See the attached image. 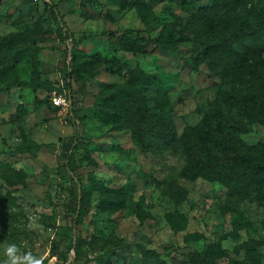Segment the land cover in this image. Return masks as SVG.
<instances>
[{
  "label": "rangeland",
  "instance_id": "rangeland-1",
  "mask_svg": "<svg viewBox=\"0 0 264 264\" xmlns=\"http://www.w3.org/2000/svg\"><path fill=\"white\" fill-rule=\"evenodd\" d=\"M189 1L0 0V37L23 31L39 46L14 71L0 68V261L14 243L44 257L43 264H144V249H155L168 264H264V170L244 193L207 177L188 179L182 152L143 149L111 115L118 107L106 102L116 88L131 86L130 73L141 66L158 75L156 84L135 86L147 103L168 102L180 134L207 118L211 140L219 122L208 118L210 108L239 115L230 93L245 91L262 114L244 116L249 128L240 136L248 145L264 144V53L246 55L233 74L206 60L191 68L184 59L197 54L206 32L190 22L192 13L215 0ZM221 1L227 15H236L234 0ZM52 2L79 40L72 95L83 118L69 165L66 144L76 131L69 108L52 96L68 93L72 55L69 41L58 36ZM250 5L264 15V0ZM127 29L162 44L129 52L112 35ZM17 78L43 84L5 88ZM78 179L87 192L76 227L69 189ZM244 242L255 247H237Z\"/></svg>",
  "mask_w": 264,
  "mask_h": 264
},
{
  "label": "trees",
  "instance_id": "trees-1",
  "mask_svg": "<svg viewBox=\"0 0 264 264\" xmlns=\"http://www.w3.org/2000/svg\"><path fill=\"white\" fill-rule=\"evenodd\" d=\"M254 1L261 0H234V13L227 15L221 7V0H215L213 4H200L192 13L190 22L200 23L206 29L200 34L201 47L197 49L195 56L186 57L185 63L198 70L201 60H206L223 75L233 74L242 66L246 55L264 53V15L259 12ZM132 3L134 1H131ZM189 2H192L191 0ZM250 3V4H249ZM51 12L59 22L58 36L61 40H67L70 44L69 54L72 55L66 66L65 86L71 97L69 106V120L74 125L76 133L70 143L66 144L64 159L69 165L73 150L76 148L78 137V120L83 116L78 115L77 101L72 95L73 84L77 75L75 57L79 40L68 26L66 20L59 11L58 3L52 2ZM122 49L137 54L144 52L151 44L161 46V39L135 37L130 30H125L116 35ZM211 35H215L211 37ZM238 35L237 41L233 38ZM39 46L28 33L23 31H11L0 37V68L6 73L15 70L16 65L27 56H36ZM221 64V67H219ZM130 87H118L107 98L108 104L118 108L111 113L118 124L131 128L133 135L145 150L154 152L164 149H175L186 157L183 174L188 179L207 177L226 185L232 192L244 193L252 190L260 181L259 176L264 170V144L258 146L248 145L240 134L248 130L249 123L243 117L248 116L253 120L255 116L262 114L259 105L252 101L245 91L233 90L230 93L231 106H237L239 115L227 112L221 105L210 108L209 117L219 122L216 127L214 139H208V121L202 119L196 125H189L180 134L175 123L172 109L166 101H158L155 105L147 103V96L135 88L142 85L156 84L158 75L146 71L141 66L134 68L129 76ZM42 81H25L21 78L6 83L5 88L15 86H31L37 88ZM1 90V89H0ZM227 112V113H226ZM260 117V116H257ZM254 170V172H253ZM86 188L78 179L77 188L69 189V196L74 202V222L79 226L78 218L83 213ZM117 206L122 205V200L115 197ZM255 242L240 243L238 248L253 249ZM144 264H168L155 249H144ZM199 255L202 253H192ZM98 264H105L102 261Z\"/></svg>",
  "mask_w": 264,
  "mask_h": 264
},
{
  "label": "clouds",
  "instance_id": "clouds-1",
  "mask_svg": "<svg viewBox=\"0 0 264 264\" xmlns=\"http://www.w3.org/2000/svg\"><path fill=\"white\" fill-rule=\"evenodd\" d=\"M3 261L0 264H43L44 257H36L31 252H24L20 246L9 244L4 250Z\"/></svg>",
  "mask_w": 264,
  "mask_h": 264
},
{
  "label": "built area",
  "instance_id": "built-area-1",
  "mask_svg": "<svg viewBox=\"0 0 264 264\" xmlns=\"http://www.w3.org/2000/svg\"><path fill=\"white\" fill-rule=\"evenodd\" d=\"M52 100L55 104L62 105L65 108H69L72 102L68 93H58L57 91L53 92Z\"/></svg>",
  "mask_w": 264,
  "mask_h": 264
}]
</instances>
